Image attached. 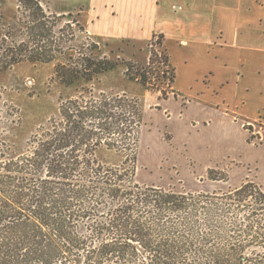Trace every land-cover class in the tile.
<instances>
[{"label": "trees", "instance_id": "1", "mask_svg": "<svg viewBox=\"0 0 264 264\" xmlns=\"http://www.w3.org/2000/svg\"><path fill=\"white\" fill-rule=\"evenodd\" d=\"M148 51L145 65L111 58L73 14L50 13L38 0H17L13 19L1 23L0 72L53 63L52 78L81 92L61 99L58 116L21 152L0 147V264H264L259 185L194 193L135 183L139 101L82 86L122 67L142 91L176 97L162 34ZM102 148L121 164H102ZM206 177L227 181L215 169Z\"/></svg>", "mask_w": 264, "mask_h": 264}, {"label": "crops", "instance_id": "2", "mask_svg": "<svg viewBox=\"0 0 264 264\" xmlns=\"http://www.w3.org/2000/svg\"><path fill=\"white\" fill-rule=\"evenodd\" d=\"M80 1L73 13L92 39L126 45L117 56L146 64L151 36H164L176 97L153 93L152 106L176 132L189 140L205 133L201 144L229 156L238 152L237 136L245 146V124L264 126V0ZM261 140L258 150L264 135ZM183 146L199 147L194 141Z\"/></svg>", "mask_w": 264, "mask_h": 264}, {"label": "rangeland", "instance_id": "3", "mask_svg": "<svg viewBox=\"0 0 264 264\" xmlns=\"http://www.w3.org/2000/svg\"><path fill=\"white\" fill-rule=\"evenodd\" d=\"M38 1L45 10L53 14H72L79 9L78 5L81 3L80 0ZM16 8L17 0H0V26L13 19ZM73 15L78 18L75 13ZM66 22V19L63 20L62 25ZM81 38L79 36V40ZM97 41L103 54L134 62L130 56H117L125 44ZM137 64L145 65L139 62ZM53 66V63L23 62L0 72V147L5 151L8 148L6 153L21 152L31 135L45 127L51 117L58 116L61 99L80 94L81 87L77 90L75 87L65 88L52 78ZM82 86L90 89L94 95L126 94L139 101L141 114L135 183L174 191L208 193L233 189L245 181H253L264 191V144L261 149H257L262 144L261 138L264 135V126L260 120L245 124L252 126L253 134H259L260 141H250V134L247 133L243 146L240 144V136H237L236 144L240 145L237 154L225 156L216 147L206 148L201 144L206 141L205 133L189 140L182 133L176 132L163 112L152 106L153 93L149 92L143 97L144 91L136 83L125 79L122 67ZM167 124L175 131L173 137L168 135ZM183 141H194L199 147L194 146L188 150L183 146ZM247 144L256 145V148L249 149ZM96 156L107 166H118L122 162L121 155L104 148L99 149ZM210 169L224 172L227 181L208 180L206 176Z\"/></svg>", "mask_w": 264, "mask_h": 264}]
</instances>
